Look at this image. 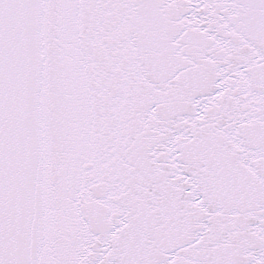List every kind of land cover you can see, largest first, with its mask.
Masks as SVG:
<instances>
[{
  "label": "snow or ice",
  "instance_id": "6c2138e0",
  "mask_svg": "<svg viewBox=\"0 0 264 264\" xmlns=\"http://www.w3.org/2000/svg\"><path fill=\"white\" fill-rule=\"evenodd\" d=\"M0 264H264V0H0Z\"/></svg>",
  "mask_w": 264,
  "mask_h": 264
}]
</instances>
